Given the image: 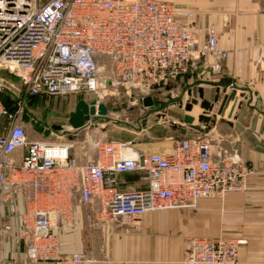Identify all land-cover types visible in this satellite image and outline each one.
<instances>
[{
    "label": "built area",
    "instance_id": "2783aa9c",
    "mask_svg": "<svg viewBox=\"0 0 264 264\" xmlns=\"http://www.w3.org/2000/svg\"><path fill=\"white\" fill-rule=\"evenodd\" d=\"M191 21V13L179 19L166 0H0V73L22 86L17 99L0 81V249L12 243L29 264L82 262L81 255L61 253L55 233L75 227L76 197L88 208V223L97 215L99 222L123 219L137 230L144 214L247 191L250 169L235 153L215 155L205 137L177 139L169 151L153 154L137 151L136 142L91 140L81 163L72 157L76 136L93 123L78 131L62 127L54 140L27 139V99L90 94L100 103L113 88L139 103L155 102L175 90L176 80L218 73L227 54L215 28L200 44L202 31ZM103 58L112 62V77ZM124 174H140L145 187L122 190ZM241 244L190 238L181 264H241Z\"/></svg>",
    "mask_w": 264,
    "mask_h": 264
},
{
    "label": "crops",
    "instance_id": "0c3cea01",
    "mask_svg": "<svg viewBox=\"0 0 264 264\" xmlns=\"http://www.w3.org/2000/svg\"><path fill=\"white\" fill-rule=\"evenodd\" d=\"M166 1L174 5L179 19L185 20L187 14H192V28L202 31L198 35L200 44L206 43L207 29L215 28L218 48L227 54L218 73L198 75L193 82L180 79V83L183 80L186 83L183 87L178 85L171 94L178 96L186 89V93L191 90L192 96L190 100L185 96L179 98L178 106L185 108L192 98L198 99L200 89L204 102H211L216 94L223 97L234 91L236 99L230 103L223 119L218 117L208 132L197 122V116L203 113L199 106L190 113H180L174 120L166 113L176 106L162 107L157 113L161 117L158 125L175 126L180 136L177 139L209 138L215 155L219 150L237 154L251 171L248 189L223 198L200 199L194 208L144 214L137 230L126 225L123 219L99 222L97 215L88 223L85 218L88 208L76 197L72 201L75 227L55 230L61 253L81 255L84 260L78 264H181L187 239L202 238L211 242L239 239L246 243L238 250V261L264 264V0ZM207 60L210 64L213 62L210 57ZM231 108L233 112L228 118ZM186 116L195 119L193 125L183 122ZM194 126L204 131L195 130ZM91 129L82 130L76 136V140L84 138L80 141L82 144L77 142L83 147L72 152L79 163L84 161V152L91 141L84 135ZM36 140L42 139L35 136L31 141ZM98 140L105 141L102 136ZM163 140L157 145L138 142L135 149L150 154L167 152L175 140L169 137ZM88 158L96 159L94 154ZM118 184L128 192L146 185L140 174L120 175ZM90 210L95 214L98 206L94 204ZM0 264L29 263L23 262L22 250L7 243L0 249Z\"/></svg>",
    "mask_w": 264,
    "mask_h": 264
},
{
    "label": "rangeland",
    "instance_id": "374dc122",
    "mask_svg": "<svg viewBox=\"0 0 264 264\" xmlns=\"http://www.w3.org/2000/svg\"><path fill=\"white\" fill-rule=\"evenodd\" d=\"M100 63L106 65V76L112 77V62L103 58ZM0 81L9 90V96H12L10 93L12 92L15 98L19 99L22 92V86L19 80L7 73H0ZM184 82L186 83L185 80L182 83H180V79L176 80L173 86L177 87L178 85H182L180 87H183ZM108 90V93L99 99L107 107L108 115L106 119H97L93 123L94 126L89 131V134L84 135L85 137L91 140H98L102 136L105 141L141 142L144 145H157L160 143L159 141L164 142L163 139H168V137L173 140L180 138L178 130H175V126L173 127V125L166 123L158 125L161 118L158 114L162 107L173 105L176 107L171 108L166 114L172 120L179 118V114L185 112V108L178 106L180 104L177 100L180 101L181 99L179 98L184 96L188 100L191 98L187 96L186 89L183 94L181 92V95L178 94L179 97L167 92L157 95L154 102L155 107L151 110L145 109L142 103H139L135 97H128L125 92L119 90L114 91L113 88H108ZM80 100L90 102L91 100H95V98L92 95L86 94L68 95L59 98L27 99L26 114L24 115L27 139L31 141L37 136L42 140H54L53 134L60 131L62 127H68L67 120L69 114L74 111L77 102ZM82 139L84 138L79 139V141ZM78 143L82 144V142ZM81 144H76L75 149L83 147ZM233 240L241 241L242 244L240 247H243L246 243L244 240Z\"/></svg>",
    "mask_w": 264,
    "mask_h": 264
},
{
    "label": "water",
    "instance_id": "95a60500",
    "mask_svg": "<svg viewBox=\"0 0 264 264\" xmlns=\"http://www.w3.org/2000/svg\"><path fill=\"white\" fill-rule=\"evenodd\" d=\"M187 96H192L191 90H187ZM203 97V91L200 89L198 91V99L192 98L190 103L186 105L185 111L190 113L194 107L199 106L203 113L197 116V122L199 125L205 126V131L208 132L211 130L212 126L216 124L218 117L223 119L230 103L235 101L236 93L234 91L223 97L216 94L213 96L211 102H204ZM178 101L179 100H177V102ZM142 106L145 109H152L154 106V100L151 97H147L143 99ZM232 112L233 108H231L229 114L227 115L228 118L231 117ZM107 115L108 109L103 103H99L96 100H91L90 102L80 100L77 102L74 111L69 114L67 124L70 129L78 131L84 128L86 123H94L99 118L106 119ZM194 121L195 119L190 116H186L183 119V122L190 126L193 125ZM220 121L223 122L224 120ZM194 129L204 131L199 126H194ZM138 131H140V129H138ZM182 133H184V130Z\"/></svg>",
    "mask_w": 264,
    "mask_h": 264
},
{
    "label": "trees",
    "instance_id": "16d2710c",
    "mask_svg": "<svg viewBox=\"0 0 264 264\" xmlns=\"http://www.w3.org/2000/svg\"><path fill=\"white\" fill-rule=\"evenodd\" d=\"M3 101L5 103V105L7 106L8 109H13V102L10 100V98L7 96V98H5V96L3 97Z\"/></svg>",
    "mask_w": 264,
    "mask_h": 264
}]
</instances>
